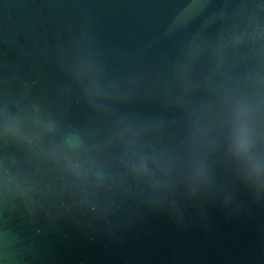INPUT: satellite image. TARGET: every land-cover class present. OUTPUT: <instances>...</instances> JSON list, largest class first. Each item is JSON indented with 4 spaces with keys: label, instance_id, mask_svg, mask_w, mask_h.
I'll return each mask as SVG.
<instances>
[{
    "label": "water",
    "instance_id": "obj_1",
    "mask_svg": "<svg viewBox=\"0 0 264 264\" xmlns=\"http://www.w3.org/2000/svg\"><path fill=\"white\" fill-rule=\"evenodd\" d=\"M0 264H264V0H0Z\"/></svg>",
    "mask_w": 264,
    "mask_h": 264
}]
</instances>
